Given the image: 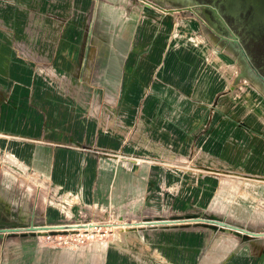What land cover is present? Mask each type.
Segmentation results:
<instances>
[{
	"label": "crops",
	"instance_id": "crops-1",
	"mask_svg": "<svg viewBox=\"0 0 264 264\" xmlns=\"http://www.w3.org/2000/svg\"><path fill=\"white\" fill-rule=\"evenodd\" d=\"M114 4L63 2L57 15L76 14L55 23L64 32L30 36L40 43L39 62L17 61L16 35L0 32V156L31 173L34 195L44 187L46 207L62 203L48 206L46 223L55 224L67 208L93 209L97 218L120 212L154 219L153 190L165 167L127 160L134 155H200L207 169L255 175L232 185L245 187L241 196H264V95L235 81V62L193 16L141 0ZM97 8L104 13L94 18ZM165 179L174 185L172 174ZM204 194L208 200L210 189ZM137 223L118 226L150 228ZM232 223L254 231L240 219ZM104 246L92 244L86 257L43 263L140 264Z\"/></svg>",
	"mask_w": 264,
	"mask_h": 264
},
{
	"label": "rangeland",
	"instance_id": "rangeland-1",
	"mask_svg": "<svg viewBox=\"0 0 264 264\" xmlns=\"http://www.w3.org/2000/svg\"><path fill=\"white\" fill-rule=\"evenodd\" d=\"M66 1L0 0V32L16 35L17 41L11 50L16 53L17 61H26V63L43 61L39 56H35L36 50L41 48L40 43L34 40L30 41V36L32 39H36L43 33L62 34L64 27L58 29L55 23L63 20L70 21L72 15L75 14H72V10L69 14H64L66 11L62 13L63 15L55 13V9L62 7L63 2ZM110 1L115 3L116 7L123 2V0ZM147 1H155V4L163 8L181 6L179 2L174 0ZM102 13L104 11L97 8L95 15L94 13L92 15L95 18ZM180 14L192 16L188 13ZM29 22L32 23L30 29ZM203 30L208 33L207 30ZM208 37L212 40L209 33ZM51 49L54 52L56 46ZM30 50L33 51L32 57H30ZM236 66L239 68L238 64ZM240 81H244L245 86L249 85L253 88L246 80ZM4 155L0 156V212H2L1 208H5L8 212L20 211L25 214L23 217L25 223H28L31 220L30 215H33V220L37 221L38 225L90 224L91 227L85 228L92 231L81 233L80 231L69 233L59 231L47 238L48 233L44 235L5 233L0 237V264H44L43 261L45 262L49 257L59 256L65 259L86 257L89 251L88 247L92 248L91 245L94 243H101L102 249L105 248L104 245H107L116 251H122L129 259H139L140 264L264 263V238L246 239L229 232L213 231L201 224L191 223H177L166 227L149 226L150 228H147L143 226L124 228V230L118 226L153 220H180L196 216L225 221L235 226L239 225L232 223V221L240 219V221L248 223L255 232H264V196H241L244 194L243 189L245 187L241 184L240 186L238 184L232 185L238 180L243 181L246 178L256 177L242 169H207L205 165L200 164V155L196 158L192 157L193 159L179 153L172 157L155 153V158L146 155H134L127 160L138 163L155 162V166L165 167L163 171H160L163 175H160L161 179L153 190L155 191L154 219H142L133 216V214L120 212H115L107 218H97L92 215L93 209L83 207L84 209L79 212L78 209L71 211L70 208L66 207V215L64 214V217L50 225L46 223L45 210L49 209L48 206L50 205L62 203L57 202L58 200L49 201L46 207L43 194L44 187H42L40 196L39 194L34 195V187L29 184L33 180L30 178L31 173L25 172L23 168L19 172L20 168L17 167V163L8 154ZM167 162L171 163L170 169L167 168ZM155 172L159 171L155 170ZM168 173L173 175L174 185L167 184L165 177ZM209 179L214 181V184L206 187L204 182ZM23 180H25L24 183L21 182ZM225 182L227 184H224ZM13 187H16L17 193L12 192ZM206 188L210 189L208 200L204 196ZM168 194L169 197L174 196L175 202L166 201L169 198ZM233 194L235 198L232 196ZM164 198L165 201H163ZM32 202L37 204V209L34 210ZM245 205L247 211L243 209ZM11 206L16 207V210L15 208L11 209ZM95 211L100 213L98 210ZM16 212H14L15 215ZM105 212L107 213V211H101V213ZM95 224H97L95 227L98 230H94ZM250 242L256 243V245L254 246Z\"/></svg>",
	"mask_w": 264,
	"mask_h": 264
},
{
	"label": "water",
	"instance_id": "water-1",
	"mask_svg": "<svg viewBox=\"0 0 264 264\" xmlns=\"http://www.w3.org/2000/svg\"><path fill=\"white\" fill-rule=\"evenodd\" d=\"M146 3L151 4L147 0ZM181 4L176 8H163L157 4L154 6L167 14L188 13L196 18L207 30L223 52L238 64V72L235 81L246 80L259 93L264 95V66L256 65L247 52L249 39L256 42L264 37V0H174ZM153 5V4H151ZM0 212V237L5 233L10 234H47V232H59L71 228L91 227L90 224L76 225H38L33 220V215L28 223H25L22 215L17 217L14 212H8L1 208ZM201 224L207 228L223 230L246 239L264 237V232H253L241 226H235L225 221L211 218L190 216L185 219L154 220L137 223L135 226H170L177 223ZM46 232V233H39Z\"/></svg>",
	"mask_w": 264,
	"mask_h": 264
},
{
	"label": "flooded vegetation",
	"instance_id": "flooded-vegetation-1",
	"mask_svg": "<svg viewBox=\"0 0 264 264\" xmlns=\"http://www.w3.org/2000/svg\"><path fill=\"white\" fill-rule=\"evenodd\" d=\"M150 3L155 5V1ZM248 41L251 45H247L246 48L252 61H254L256 65L260 64L264 66V37L258 39L256 42H254L253 39H249Z\"/></svg>",
	"mask_w": 264,
	"mask_h": 264
},
{
	"label": "bare ground",
	"instance_id": "bare-ground-1",
	"mask_svg": "<svg viewBox=\"0 0 264 264\" xmlns=\"http://www.w3.org/2000/svg\"><path fill=\"white\" fill-rule=\"evenodd\" d=\"M12 160L15 161L14 159H12ZM179 224H180V223H179ZM184 224H190V223H184ZM191 224H195V222H192ZM95 226H96V225H94V228H95L94 230H98V229H96ZM74 229H75V228H71V229H67V230H63V231H67V232L70 231V232H71V231H73ZM76 229H77V228H76ZM94 230H93V231H94ZM74 231H80V233H81V232H83V231H84V232H91L92 230H88L87 228H81V229L74 230ZM222 231H223V230H222ZM226 232H228V230H226ZM45 233H46V232H45ZM47 233H48V234H47L48 236H46V238L49 237V235H52V234H54V233H56V232H47ZM68 233H69V232H68ZM234 234H235V233H234Z\"/></svg>",
	"mask_w": 264,
	"mask_h": 264
},
{
	"label": "built area",
	"instance_id": "built-area-1",
	"mask_svg": "<svg viewBox=\"0 0 264 264\" xmlns=\"http://www.w3.org/2000/svg\"><path fill=\"white\" fill-rule=\"evenodd\" d=\"M243 82H244V81H243ZM244 83H245V82H244ZM74 230H77V229H74ZM74 230H73V231H71V232H75ZM63 232H67V231H63ZM68 232H70V231H68Z\"/></svg>",
	"mask_w": 264,
	"mask_h": 264
}]
</instances>
